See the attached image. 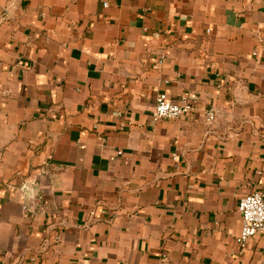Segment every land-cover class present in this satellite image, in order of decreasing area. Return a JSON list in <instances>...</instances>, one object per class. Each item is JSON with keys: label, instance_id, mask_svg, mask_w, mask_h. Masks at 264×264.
<instances>
[{"label": "crops", "instance_id": "crops-1", "mask_svg": "<svg viewBox=\"0 0 264 264\" xmlns=\"http://www.w3.org/2000/svg\"><path fill=\"white\" fill-rule=\"evenodd\" d=\"M255 191L264 0H0V264H264Z\"/></svg>", "mask_w": 264, "mask_h": 264}, {"label": "built area", "instance_id": "built-area-1", "mask_svg": "<svg viewBox=\"0 0 264 264\" xmlns=\"http://www.w3.org/2000/svg\"><path fill=\"white\" fill-rule=\"evenodd\" d=\"M192 110V103L186 95H182L177 100H171L165 92L161 91L155 97L151 116L153 121L176 119L189 114ZM217 112L213 107L209 108L205 113L206 120H214ZM237 210L241 217V229L235 237V243L238 253L242 254L254 235L264 233V193L255 191L242 196L238 201ZM54 240L58 241L59 235L56 234ZM262 250L264 251V248Z\"/></svg>", "mask_w": 264, "mask_h": 264}]
</instances>
